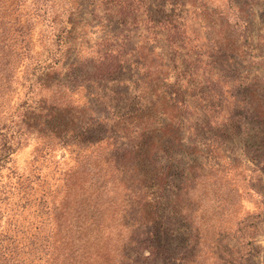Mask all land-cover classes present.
<instances>
[{
  "label": "trees",
  "instance_id": "obj_1",
  "mask_svg": "<svg viewBox=\"0 0 264 264\" xmlns=\"http://www.w3.org/2000/svg\"><path fill=\"white\" fill-rule=\"evenodd\" d=\"M24 1L0 0V171L13 152L35 137L40 150L48 154L69 146L75 147L76 154L100 146L98 153L83 155L85 163L90 160L87 173L99 181L89 180L95 195L82 197L88 181L85 163L82 170L65 171L59 204L49 205L51 199L43 190L29 193L0 178V209L3 203L11 207L6 213L0 210V220L9 216L0 229V264H160L163 258L161 264H200L211 252L213 264H218V236L224 232L233 238L248 218L242 213L236 218L238 189L228 183L227 171L239 168L235 175L241 177L257 167L230 157L227 160L223 142L182 143L178 134L181 111L174 102L169 113L163 112L166 117L162 120L157 118L155 99L150 107L116 113L111 116L112 136L98 137L101 124L81 119L84 111L73 109L71 97L90 80L75 68L60 77L64 67L59 61L35 57L31 26L15 14ZM117 68L107 61L98 62L94 73L110 75ZM256 87L262 90L260 85ZM257 98L254 106L251 100L247 103L252 106L254 125L263 131L264 100L259 93ZM236 101L234 98L223 124L216 127L220 135L226 131L240 134ZM107 119L111 120L106 115L102 121ZM156 121L159 125H154ZM258 133L252 153L260 156L251 158H257L256 166L263 169L264 139ZM213 151L217 158L209 157ZM255 192L264 205L263 192ZM35 195L36 226L21 235L14 206ZM175 221L177 225L172 226ZM183 234L181 250L175 256L174 244ZM225 249L224 264H247L244 254L232 256L231 250L238 248L227 242Z\"/></svg>",
  "mask_w": 264,
  "mask_h": 264
},
{
  "label": "rangeland",
  "instance_id": "obj_2",
  "mask_svg": "<svg viewBox=\"0 0 264 264\" xmlns=\"http://www.w3.org/2000/svg\"><path fill=\"white\" fill-rule=\"evenodd\" d=\"M20 6L15 14L31 26L29 35L35 57L59 61L64 67L60 77L75 68L90 80L84 81L71 97L73 109L84 111L81 119L91 118L101 124L98 137L105 140L112 136L111 116L116 113L149 106L155 99L157 118L162 120L166 117L163 112L169 113L174 102L181 111L178 134L182 143L223 142L227 160L230 157L236 163L247 161L250 167H257L241 177L235 175L239 168L227 171L228 183L238 189L234 199L236 218L241 213L248 218L233 238L220 233L215 262L224 264L229 242L238 248L231 250L233 257L241 253L247 264H264V205L255 192L264 194V168L259 169L257 158H251L260 156L252 153V144H257L254 134L259 132L264 139V130H257L252 106L247 103L251 100L254 106L258 93L264 100V0H25ZM105 61L118 65L117 70L110 75L94 73L96 63ZM253 89L255 93H251ZM234 98L242 129L239 135H230L229 131L220 135L216 127L228 116ZM106 115L111 120L103 122ZM74 148L48 154L40 150L37 138L30 137L0 171L1 181L29 193L43 190L51 199L49 205H57L64 192V172L82 170L87 161L84 153L96 154L100 150V146L99 150L86 147L76 154ZM216 156L217 151L209 155ZM89 162L85 163L88 181L82 197L95 195L89 180L99 181L87 173ZM35 197L21 201L12 211L21 235L36 226ZM10 208L3 203L0 210L6 213ZM258 211L261 212L256 215ZM7 218L8 214L1 218L0 229L6 226ZM182 238L184 234L174 244L175 256L181 250ZM212 253H206L199 263L213 264Z\"/></svg>",
  "mask_w": 264,
  "mask_h": 264
}]
</instances>
